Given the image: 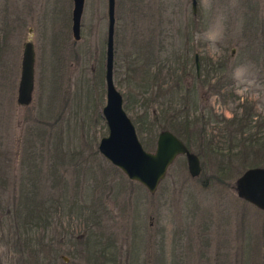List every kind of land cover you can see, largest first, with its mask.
<instances>
[{
  "label": "rangeland",
  "instance_id": "rangeland-1",
  "mask_svg": "<svg viewBox=\"0 0 264 264\" xmlns=\"http://www.w3.org/2000/svg\"><path fill=\"white\" fill-rule=\"evenodd\" d=\"M71 5L0 0V264H264V209L235 188L264 153L252 143L256 158L236 155L250 133L264 141V0H195L194 13L190 0H114L112 81L142 146L154 148L163 127L152 119L178 76L194 91L189 112L206 118L188 147L199 174L178 154L152 192L97 150L106 0H84L77 40ZM25 40L33 87L21 105ZM148 53L160 89L141 78Z\"/></svg>",
  "mask_w": 264,
  "mask_h": 264
},
{
  "label": "water",
  "instance_id": "water-1",
  "mask_svg": "<svg viewBox=\"0 0 264 264\" xmlns=\"http://www.w3.org/2000/svg\"><path fill=\"white\" fill-rule=\"evenodd\" d=\"M84 0H71L70 32L73 40L79 38L80 17ZM195 12V0H190ZM114 0H106V32L104 56V103L101 116L107 133L97 143L98 152L119 168L131 180L142 184L152 192L164 176L168 164L178 154H183L190 176L200 172L198 156L171 130L160 129L152 150L145 149L139 141L134 123L122 106V95L112 81ZM197 70V55L194 54ZM33 87V46L30 40L22 44L19 76L15 101L25 105L31 100ZM236 193L259 209H264V165L245 168L235 179Z\"/></svg>",
  "mask_w": 264,
  "mask_h": 264
},
{
  "label": "trees",
  "instance_id": "trees-1",
  "mask_svg": "<svg viewBox=\"0 0 264 264\" xmlns=\"http://www.w3.org/2000/svg\"><path fill=\"white\" fill-rule=\"evenodd\" d=\"M114 22H115V17H114ZM113 35H114V30H113ZM151 54L148 53L144 58L146 60V63L144 61V64L140 65L142 67V73H141V78L145 82H151L149 86L152 88L151 84H157L158 89L164 84V82L156 81V76H157V70H151V65L147 61L150 59ZM150 64V65H149ZM165 74H168L165 72ZM180 76H178L175 80V87L174 89H167V91L170 93L171 98L170 102L175 101V106L173 108L170 107V102L168 107H163L160 109L159 113L153 116V121L156 124L161 125L163 128H167L171 130L174 134H176L179 138L182 139V141L186 144L187 147L190 146L191 138H194V135L199 134L200 136L204 137V123L206 121V118L204 117V112H189L191 108L194 107L195 104V98H193V93L192 88H183L180 86ZM220 88V85L218 86V89ZM175 96V97H174ZM173 103V102H172ZM177 104V105H176ZM193 105V107L191 106ZM246 109V108H242ZM194 111V110H193ZM252 114L246 113L245 111L241 113L240 117L236 120L237 123H239V132L242 133L244 130L249 129V127L246 126V124L249 122ZM245 121L246 123H243L242 121ZM262 137L255 136V132L250 133L249 136H247L246 139L243 140V142H240L239 144L243 147L242 150L237 151L236 155L238 160L241 159H248L251 156L253 158H256L255 153L251 155L249 151L250 144L254 143L257 144V147H260L264 144L263 139L259 140ZM206 146L211 147L213 150V147L210 143V141H205ZM220 147L214 148L215 151L219 150ZM231 151V150H230ZM263 155L260 157L258 161H254L255 165L260 164V162L264 163V153L261 154ZM230 154L226 153L227 159L230 158ZM232 157V156H231ZM253 164V165H254ZM252 165V164H251ZM222 168H225V166H222ZM34 215L40 219L41 215L40 212H35ZM25 239V238H24ZM37 262V261H36Z\"/></svg>",
  "mask_w": 264,
  "mask_h": 264
},
{
  "label": "flooded vegetation",
  "instance_id": "flooded-vegetation-1",
  "mask_svg": "<svg viewBox=\"0 0 264 264\" xmlns=\"http://www.w3.org/2000/svg\"><path fill=\"white\" fill-rule=\"evenodd\" d=\"M197 74V73H196Z\"/></svg>",
  "mask_w": 264,
  "mask_h": 264
}]
</instances>
